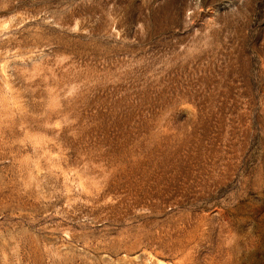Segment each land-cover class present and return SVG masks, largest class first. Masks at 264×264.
Segmentation results:
<instances>
[{
    "label": "rangeland",
    "instance_id": "obj_1",
    "mask_svg": "<svg viewBox=\"0 0 264 264\" xmlns=\"http://www.w3.org/2000/svg\"><path fill=\"white\" fill-rule=\"evenodd\" d=\"M0 264H264V0H0Z\"/></svg>",
    "mask_w": 264,
    "mask_h": 264
}]
</instances>
